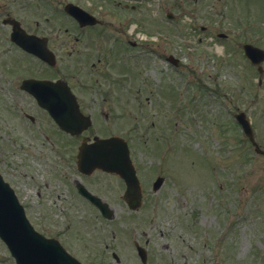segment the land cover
Listing matches in <instances>:
<instances>
[{
  "label": "flooded vegetation",
  "instance_id": "af4514ba",
  "mask_svg": "<svg viewBox=\"0 0 264 264\" xmlns=\"http://www.w3.org/2000/svg\"><path fill=\"white\" fill-rule=\"evenodd\" d=\"M144 1L0 0V178L13 190L34 229L57 239L83 264L87 263L80 257L96 254L103 257L112 246L110 254L115 262H120L115 252L120 245L107 242L102 232L96 237L79 233H88L92 227L104 229L103 224L119 216L118 209H129L126 179L117 170L103 168V161L93 163L87 157L90 145L113 136L122 138L127 145L130 136L145 137L143 132L159 122L160 103L150 85L146 89L143 82L136 87L129 85L134 82L133 68L144 59L153 65L161 61L173 66L172 61L177 60L178 64L187 58L178 52L171 30L160 33L165 28L159 24L153 27L157 34L149 40H142L140 35L138 40H123V36L117 35L115 30L122 27L115 24L113 15L134 12ZM214 2L153 0V7L157 16H162L164 10V17L172 22L177 18L174 10L178 14L186 12L190 17L198 16L200 10L205 18L206 10H210L211 15L218 16L220 9ZM70 4L93 15L98 22L80 24L67 13ZM249 11H241L236 0L232 24L227 26L229 32H224L222 22L216 20L214 24L190 25L184 38H193L199 29L201 33L213 32L211 36H216L217 44V38L230 39L227 43L230 45L223 44L222 49L231 51L229 55L235 65L246 64L261 85L264 18L259 19ZM34 14H39L36 16L39 18L29 20ZM195 40L201 43L198 36L192 44L185 42L186 47H193ZM67 63L72 64L71 76L64 74ZM151 73H155V67ZM141 74L140 69L136 78ZM64 82L70 87V97L64 96L68 92ZM237 90L234 98L238 103L241 93ZM248 97V103L255 100L253 95ZM66 103L75 104L74 109L65 112ZM237 114L248 119L258 147L245 136L236 117L243 139L257 155L264 156V149L254 137L253 116L238 105L233 117ZM165 117L169 119V113ZM123 126L126 127L123 130L115 129ZM130 159L141 185L142 205L129 211L137 212L146 202L144 187L151 188L154 180L161 177L156 191H152L157 194L166 184L167 176L163 164L156 163L154 179L147 180V175H140L131 154ZM164 235L160 233V237ZM133 240L138 258L137 246H142L148 262L153 235L143 233ZM169 246L167 242L157 250Z\"/></svg>",
  "mask_w": 264,
  "mask_h": 264
},
{
  "label": "rangeland",
  "instance_id": "374dc122",
  "mask_svg": "<svg viewBox=\"0 0 264 264\" xmlns=\"http://www.w3.org/2000/svg\"><path fill=\"white\" fill-rule=\"evenodd\" d=\"M215 1L221 14L214 16L206 10V18L200 10L193 17L174 10L177 18L170 22L164 10L157 16L153 0H145L134 12L112 17L122 27L115 31L123 40H138L140 36L149 40L157 34L155 25L164 26L160 33L171 30L178 52L187 58L173 66L161 61L153 65L144 59L132 70L134 82L129 85L136 87L143 82L145 89L147 84L154 88L160 109L159 122L143 132L145 137L130 136V153L147 180L154 179L156 163L163 164L167 182L157 194L145 186L146 202L137 212L118 209L119 216L103 224L104 229L92 227L88 233H79L96 237L102 232L107 242L120 245L115 250L120 262L111 256L112 246L103 257H80L87 264H141L133 239L143 233L155 239L147 264H264V156L257 155L243 139L233 117L237 105L253 116L254 137L264 149V75L260 85L246 64L235 65L231 51L222 49L231 40L217 38V44L213 32L198 29L193 38L200 36L201 43L195 40L193 47L185 45L194 40L184 38L190 25L217 20L222 22L223 31L229 32L236 0ZM238 5L241 11L250 9L257 18H264V0H238ZM36 16L40 15L28 19H38ZM154 67L155 73H151ZM140 69L142 74L136 78ZM71 72L72 64H64V74L71 76ZM237 89L241 93L238 103L234 98ZM248 94L255 100L248 103ZM167 242L168 249L157 250ZM0 264H16L1 239Z\"/></svg>",
  "mask_w": 264,
  "mask_h": 264
},
{
  "label": "water",
  "instance_id": "95a60500",
  "mask_svg": "<svg viewBox=\"0 0 264 264\" xmlns=\"http://www.w3.org/2000/svg\"><path fill=\"white\" fill-rule=\"evenodd\" d=\"M68 12L80 23H94V17L84 13L81 9L70 6ZM64 89L68 90L64 94L70 97L69 87L64 83ZM68 107L64 111L74 109L75 104L66 103ZM239 120L250 139L253 141L251 130L243 120L242 115H238ZM255 145L256 143L253 142ZM92 146V147H91ZM90 146L89 159L95 161H105L107 169H116L127 180V201L130 207H137L140 199V186L134 173V168L129 159V150L124 141L117 137L101 140ZM99 147V150L96 147ZM256 147H258L256 145ZM115 152L122 155L115 157ZM111 153L108 158L103 154ZM110 165V166H109ZM160 180L155 183L159 185ZM0 237L8 246L17 264H81L77 259L69 255L59 242L55 239L45 238L37 233L27 218L23 208L18 203L13 191L0 179ZM139 249V253L145 261V252Z\"/></svg>",
  "mask_w": 264,
  "mask_h": 264
}]
</instances>
